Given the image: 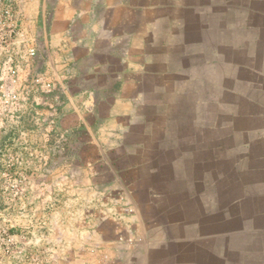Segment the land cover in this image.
<instances>
[{"label":"crops","instance_id":"1","mask_svg":"<svg viewBox=\"0 0 264 264\" xmlns=\"http://www.w3.org/2000/svg\"><path fill=\"white\" fill-rule=\"evenodd\" d=\"M3 8L20 72L48 75L60 109L85 121L99 114L78 159L64 154V172L79 160L111 190L144 192L132 202L138 214L122 216L141 229L120 241L99 226L98 252L114 264H264V0H0ZM63 237H52L53 252L61 242L70 251Z\"/></svg>","mask_w":264,"mask_h":264},{"label":"rangeland","instance_id":"2","mask_svg":"<svg viewBox=\"0 0 264 264\" xmlns=\"http://www.w3.org/2000/svg\"><path fill=\"white\" fill-rule=\"evenodd\" d=\"M5 34L14 39L16 31L0 29V37ZM3 50L0 48V264H114L111 255L97 251L100 239L96 231L104 225L116 229L120 241L126 239L127 230L139 231L138 221L132 228L122 216L138 214L132 202L134 197L136 202L143 201L144 192L109 189L102 181L105 175L90 169L91 163L80 170V161L74 163L80 139L96 133L99 114L85 121L77 109H60L56 104L59 95L54 97L53 89L42 88L43 83L52 85L53 81L44 73L21 70L13 81L2 70L9 56L16 65L14 57L19 53L12 48ZM9 89L20 95V105L10 110L3 103ZM37 102L44 108L34 107ZM53 151L60 162L55 174L48 168ZM69 152L74 159L70 175L64 172V154ZM111 212L119 221L103 222V215ZM65 230L71 235L70 251L65 254L61 242L60 254L59 250L55 253L50 246L52 237L63 241ZM135 241H141L138 234Z\"/></svg>","mask_w":264,"mask_h":264},{"label":"built area","instance_id":"3","mask_svg":"<svg viewBox=\"0 0 264 264\" xmlns=\"http://www.w3.org/2000/svg\"><path fill=\"white\" fill-rule=\"evenodd\" d=\"M0 13L3 14L0 15V29H2L1 27V22L4 21V17H9L10 16V11L8 8H3ZM7 31H14L12 29L10 30H7ZM11 42V38L5 34L3 37H0V48L3 50V49H7V46L8 44H10ZM26 52L24 53V55L26 54V57L29 56V57H32L35 55V46H26ZM2 73H5L7 74L8 76H10L11 79H13V81H15V77H16V74L17 73H20L19 71V67H17L15 64H14V61H13V57L12 56H9L7 58V61L5 62L4 64V67H3V70H2ZM40 81V79H39ZM42 88L44 89H47V91H51L53 89V84L51 85L50 83H43V86ZM3 103L5 105V108L10 110L14 107H17L20 105V95L18 92H16L14 89H9L6 93V95L4 96V99H3Z\"/></svg>","mask_w":264,"mask_h":264},{"label":"flooded vegetation","instance_id":"4","mask_svg":"<svg viewBox=\"0 0 264 264\" xmlns=\"http://www.w3.org/2000/svg\"><path fill=\"white\" fill-rule=\"evenodd\" d=\"M49 158V157H48ZM49 166V165H48ZM37 169V168H36ZM16 173H17V171H16Z\"/></svg>","mask_w":264,"mask_h":264}]
</instances>
